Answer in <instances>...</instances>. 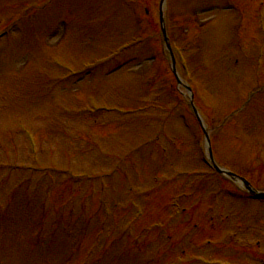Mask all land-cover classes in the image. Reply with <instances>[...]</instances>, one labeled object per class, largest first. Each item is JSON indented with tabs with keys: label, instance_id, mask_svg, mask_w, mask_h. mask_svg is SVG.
<instances>
[{
	"label": "rangeland",
	"instance_id": "1",
	"mask_svg": "<svg viewBox=\"0 0 264 264\" xmlns=\"http://www.w3.org/2000/svg\"><path fill=\"white\" fill-rule=\"evenodd\" d=\"M160 3L0 0V264H264V200L208 166L182 80L215 160L264 191V0H167L181 84ZM20 125L41 166L122 156L125 179L71 195L58 170L29 169Z\"/></svg>",
	"mask_w": 264,
	"mask_h": 264
},
{
	"label": "water",
	"instance_id": "2",
	"mask_svg": "<svg viewBox=\"0 0 264 264\" xmlns=\"http://www.w3.org/2000/svg\"><path fill=\"white\" fill-rule=\"evenodd\" d=\"M162 3H164V0H162ZM161 23H162V33H163V36H164V39H165V43H166L167 47L170 49L169 39H168V36H167L165 24H164L163 11H161ZM173 70L176 73V69H175L174 63H173ZM179 82H180V80H179ZM193 107H194V105H193ZM194 111H195L197 117L200 120V116H199V114H198V112H197L195 107H194ZM211 162H212V165L214 166V168L216 170H218L220 173H222L224 175H227L232 180L241 183L245 187V189L248 190V192L250 194H252L253 196L258 197V198H264V192H260V191H257L255 189H253L252 186L250 185V183L246 179H244V178H242V177H240V176H238V175H236V174H234V173H232V172H230V171H228L226 169H221L220 167H218L215 164V162L213 161L212 157H211Z\"/></svg>",
	"mask_w": 264,
	"mask_h": 264
}]
</instances>
